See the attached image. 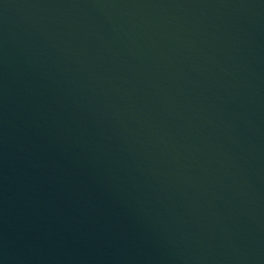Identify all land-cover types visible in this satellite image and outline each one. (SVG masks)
<instances>
[{
  "label": "water",
  "instance_id": "water-1",
  "mask_svg": "<svg viewBox=\"0 0 264 264\" xmlns=\"http://www.w3.org/2000/svg\"><path fill=\"white\" fill-rule=\"evenodd\" d=\"M0 264H264V0H0Z\"/></svg>",
  "mask_w": 264,
  "mask_h": 264
}]
</instances>
